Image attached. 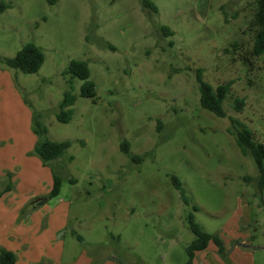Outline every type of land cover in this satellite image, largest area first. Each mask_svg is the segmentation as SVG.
<instances>
[{
  "label": "rangeland",
  "instance_id": "rangeland-1",
  "mask_svg": "<svg viewBox=\"0 0 264 264\" xmlns=\"http://www.w3.org/2000/svg\"><path fill=\"white\" fill-rule=\"evenodd\" d=\"M3 1L10 7L0 13V56L33 43L44 63L24 74L0 62V118L20 116L13 87L41 114L50 141L72 142L57 161L60 195L48 202L69 204L68 240L95 264H184L192 212L230 250H250L253 263L264 264V193L254 160L229 133L234 118L264 143V55L252 54L256 0H150L157 10L144 0ZM72 60L88 63L97 97L82 98L83 82L74 80L77 99L64 124L56 115ZM199 69L214 88L230 84L225 118L201 107ZM235 99L244 100L241 111ZM124 142L141 162L123 153ZM211 250L213 243L195 264H216Z\"/></svg>",
  "mask_w": 264,
  "mask_h": 264
},
{
  "label": "crops",
  "instance_id": "crops-1",
  "mask_svg": "<svg viewBox=\"0 0 264 264\" xmlns=\"http://www.w3.org/2000/svg\"><path fill=\"white\" fill-rule=\"evenodd\" d=\"M11 89L20 116L0 118V251L14 253L15 264H95L84 246L67 238L71 223L69 204L63 199L53 206L48 203L55 164H44L34 153L39 140L33 131L34 112L15 88ZM43 199L46 202L40 205ZM224 244L230 251L229 262L221 259L213 244L216 264H254L250 250L239 246L230 250Z\"/></svg>",
  "mask_w": 264,
  "mask_h": 264
},
{
  "label": "trees",
  "instance_id": "trees-1",
  "mask_svg": "<svg viewBox=\"0 0 264 264\" xmlns=\"http://www.w3.org/2000/svg\"><path fill=\"white\" fill-rule=\"evenodd\" d=\"M53 5L57 0H47ZM145 6L153 10H157L155 5L150 0H144ZM10 6L3 0H0V13L5 12ZM252 27L256 28L254 34L252 54L254 57L264 55V0H256V9ZM167 30L168 28H164ZM0 62L10 69L20 71L24 74L37 73L44 63V53L42 49L33 43L25 45L13 58H4L0 56ZM90 68L87 62L72 60L62 76H69L68 80L70 90L65 92L62 102L59 104V111L56 115L60 123L67 124L71 121L73 110L77 97L72 93L74 80L78 79L83 82L81 86L80 96L86 99H95L97 97L96 85L90 79ZM197 81L200 91V105L204 110L209 111L218 118H225L224 102L228 98L230 92V84L220 85L214 88L203 79L201 69L197 71ZM244 106V100L235 99L233 107L236 111H241ZM41 114L34 113L33 131L39 137L35 146L34 153L43 161L44 164H55L54 169V186L50 193V197L54 198L60 195L62 187V178L60 176L62 164H57V161H62L67 155L68 149L72 142H53L50 141L47 135V128L41 121ZM231 128L229 133L234 137L235 142L245 157H251L257 167L258 177L256 178L257 189L264 193V143L256 140L253 131L237 119L230 118ZM84 142H82V145ZM124 154H126L133 162L139 163L142 157L133 155L130 152L129 144L124 142L121 146ZM72 157H67L66 162H71ZM172 182L175 188L179 191L180 197L184 205L190 204L189 199L183 189L181 181L172 176ZM247 179V178H246ZM72 182H75V180ZM9 189V187H8ZM194 210L198 208L195 206ZM188 228L194 235L193 241L186 248L187 260L184 264H193L196 254L205 251L210 243H213L218 248V255L225 262H229L228 256L230 251L225 247L223 239L218 233H209L205 228L196 221L195 215L192 212L186 217ZM76 235L75 232H73ZM80 243H84V239L80 235H76ZM17 257L14 253L7 250L0 251V264H15Z\"/></svg>",
  "mask_w": 264,
  "mask_h": 264
},
{
  "label": "water",
  "instance_id": "water-1",
  "mask_svg": "<svg viewBox=\"0 0 264 264\" xmlns=\"http://www.w3.org/2000/svg\"><path fill=\"white\" fill-rule=\"evenodd\" d=\"M46 202L45 199H43L41 202H40V205L44 204Z\"/></svg>",
  "mask_w": 264,
  "mask_h": 264
}]
</instances>
